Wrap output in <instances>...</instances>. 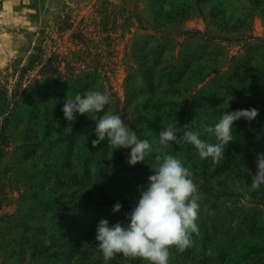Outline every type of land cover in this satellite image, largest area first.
Wrapping results in <instances>:
<instances>
[{
  "label": "rangeland",
  "instance_id": "rangeland-1",
  "mask_svg": "<svg viewBox=\"0 0 264 264\" xmlns=\"http://www.w3.org/2000/svg\"><path fill=\"white\" fill-rule=\"evenodd\" d=\"M88 89L110 95L99 115L149 140L144 162L130 166L107 136L93 147L86 114L65 120V100ZM253 107L219 163L158 142L174 122L209 139L206 126ZM161 151L201 194L200 236L169 264H264V185L251 188L264 152V0H0V264H105L98 222H130Z\"/></svg>",
  "mask_w": 264,
  "mask_h": 264
},
{
  "label": "clouds",
  "instance_id": "clouds-1",
  "mask_svg": "<svg viewBox=\"0 0 264 264\" xmlns=\"http://www.w3.org/2000/svg\"><path fill=\"white\" fill-rule=\"evenodd\" d=\"M109 103L108 93L88 89L76 94L74 99L67 98L62 111L68 122L72 123L77 115L85 114L95 122L93 147L107 136L109 147L114 150L130 149L126 161L130 166L144 162L152 151V144L147 139L139 138L120 114L107 112L99 115ZM258 115L259 110L254 107L227 111L214 126L203 129L209 139H202L201 132L193 131L188 124L180 127L183 131L178 132L177 122L169 123L159 132L158 142L162 149H167L169 144H190L201 160L211 158L219 163L225 159L228 145L235 140L234 122L241 118L251 122ZM212 137L215 143L209 142ZM255 163L257 174L251 184L253 190L264 185V152L255 155ZM150 170L153 174L147 177V184L138 186L139 198L135 206L125 213V218L130 222L127 225L121 222L110 225L103 218L98 222L95 240L105 264L118 254L129 259L140 258L149 264H169L173 247L179 253H184L193 246V235L200 236L197 222L201 194L194 182V173L184 166L177 155L165 151L155 156ZM121 208L122 204L117 202L112 212L119 213Z\"/></svg>",
  "mask_w": 264,
  "mask_h": 264
}]
</instances>
